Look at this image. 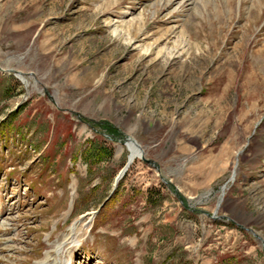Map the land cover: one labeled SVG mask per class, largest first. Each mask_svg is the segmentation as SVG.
I'll return each instance as SVG.
<instances>
[{
  "label": "rangeland",
  "instance_id": "1",
  "mask_svg": "<svg viewBox=\"0 0 264 264\" xmlns=\"http://www.w3.org/2000/svg\"><path fill=\"white\" fill-rule=\"evenodd\" d=\"M254 1L0 0V264H264Z\"/></svg>",
  "mask_w": 264,
  "mask_h": 264
},
{
  "label": "bare ground",
  "instance_id": "2",
  "mask_svg": "<svg viewBox=\"0 0 264 264\" xmlns=\"http://www.w3.org/2000/svg\"><path fill=\"white\" fill-rule=\"evenodd\" d=\"M263 2H264V0H255L253 2L252 6H253V8L256 9ZM258 10H259V8H258ZM253 11L255 12L257 10H253ZM253 17H255V13H254ZM253 17H252V20H253ZM18 77H19L20 81L25 83V79L22 76L18 75ZM126 146H127V150H128V158H127V163H126L127 165H126L125 169L127 171V169L133 164V162L136 159H141V157L143 156V151L139 147V145L131 139H128L126 141ZM82 217H85V216H82ZM83 225H84V222L82 220H77V221L73 222L72 225L70 226L69 230H68V233L64 236L61 243H59L53 249V250H55L53 253L55 264H69V261H70L69 259H67L66 261H63L64 260L63 259V254H64L63 251L67 246L68 247H76V248L79 247L78 246L79 241H78L77 235L79 234L81 229H83ZM44 257L48 258L49 255L46 253V255H44ZM36 264H45V261H42L41 263L37 262ZM46 264H47V262H46Z\"/></svg>",
  "mask_w": 264,
  "mask_h": 264
},
{
  "label": "water",
  "instance_id": "3",
  "mask_svg": "<svg viewBox=\"0 0 264 264\" xmlns=\"http://www.w3.org/2000/svg\"><path fill=\"white\" fill-rule=\"evenodd\" d=\"M135 142V141H134ZM136 143V142H135ZM141 160L143 161V163L147 164L148 166L150 167H153L155 169V171H158V168L155 166L154 162L151 161V160H146L144 157H141ZM126 172V169L123 168L119 174V176L115 179V182H114V187H113V190L116 188L117 184H118V181L120 180V177H123L124 174Z\"/></svg>",
  "mask_w": 264,
  "mask_h": 264
},
{
  "label": "trees",
  "instance_id": "4",
  "mask_svg": "<svg viewBox=\"0 0 264 264\" xmlns=\"http://www.w3.org/2000/svg\"><path fill=\"white\" fill-rule=\"evenodd\" d=\"M109 137H111V138H113V139H117V140H121V139H122L121 136H109Z\"/></svg>",
  "mask_w": 264,
  "mask_h": 264
},
{
  "label": "crops",
  "instance_id": "5",
  "mask_svg": "<svg viewBox=\"0 0 264 264\" xmlns=\"http://www.w3.org/2000/svg\"><path fill=\"white\" fill-rule=\"evenodd\" d=\"M178 202H179V201H178ZM182 204H183V203L181 202V206H183ZM183 208H184V207H183Z\"/></svg>",
  "mask_w": 264,
  "mask_h": 264
}]
</instances>
